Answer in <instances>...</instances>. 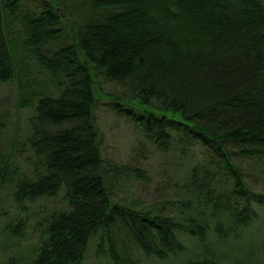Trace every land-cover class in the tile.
Here are the masks:
<instances>
[{
	"label": "trees",
	"instance_id": "1",
	"mask_svg": "<svg viewBox=\"0 0 264 264\" xmlns=\"http://www.w3.org/2000/svg\"><path fill=\"white\" fill-rule=\"evenodd\" d=\"M10 81L17 107L35 114L23 141L18 120L11 134L0 120V189L9 184L26 215L3 212L4 248L19 247L41 218L43 207L31 210L39 200L62 191L65 206L36 221V244L1 264H84L93 244L112 264H130L125 238L160 261L188 253L183 234L205 253L215 238L254 242L264 207V0H0V82ZM103 100L173 154L164 164L173 198L119 197L146 171L103 156ZM237 252L233 264H255L256 248Z\"/></svg>",
	"mask_w": 264,
	"mask_h": 264
},
{
	"label": "rangeland",
	"instance_id": "2",
	"mask_svg": "<svg viewBox=\"0 0 264 264\" xmlns=\"http://www.w3.org/2000/svg\"><path fill=\"white\" fill-rule=\"evenodd\" d=\"M30 6L31 5H28L25 2L22 9L26 11ZM18 27H21V25L16 23V26L14 27L15 30H18L16 29ZM31 63L34 67L39 66V63L35 61V59H33ZM40 74H42L41 80L47 79V82L50 81L48 72L43 71ZM17 101V84L12 81L7 83L0 82V112L3 113L0 120L9 123L7 129L10 134L13 133L16 120H18L19 137L20 140L23 141L29 133V119L34 116L35 107L18 108ZM97 119L102 134L103 156L106 159H112V161L118 162L119 164L130 165L146 171L145 178H136L134 175H131L129 180L130 183L128 182L124 184L119 192V197L125 201L137 200L142 205L154 206H160V203L168 201L170 196L173 198L176 189L174 188V190L169 186H164L167 184L169 175L172 174V168L165 167L164 164L174 161L173 154L159 150L156 145L146 139L139 129L135 128V125L130 120L124 115L116 113L113 106L109 105L105 100L101 101L100 106L97 109ZM0 147L5 148V143L1 144ZM24 149L26 152L19 155V162L22 169L27 170V168H29L27 158L31 152H27L29 150L27 144L24 145ZM256 184L258 190L264 189L263 182H258L257 180ZM63 195V192L60 191L56 196L43 198L39 200L37 204L32 205L31 210L34 211L35 209H38L39 206L43 207L41 218L36 214V216L29 221V223H32V226L25 229L24 233L26 235L20 237L21 242L19 243V247L11 245L12 247L8 250L4 248L5 240L6 238L8 239L9 235L3 230L4 219H6L3 212H6L7 215L14 220L21 216L25 217L26 215L24 212L20 211V208L17 209L18 204L12 199L11 186L9 184H4L0 189V264L4 263L11 253H17L21 250L24 251L28 246L37 243L40 234L38 231L33 230V226H35L37 220H41L43 216L46 215L47 211L65 206ZM258 211L261 214L258 219V224H261L258 225V227L260 226L261 228L254 232L256 234L255 240L250 246L246 245L244 240L242 243L238 244L215 238L212 240L213 242L211 241L212 243L205 248L207 251L206 254L204 251L198 252L199 248L197 243H195L192 238L183 234L182 240L185 245L187 244L189 249L188 253L177 259L171 258V261H160L154 257L146 255V253L125 238L126 244L129 246L128 259L131 261L130 264H199L198 259L211 257L214 264H233L234 259L238 256V249L252 251L253 248H256L257 260L255 264H264V249H258L259 242L264 239V222L262 223L261 220V218L264 220V207H258ZM17 240L18 239L14 240L15 244H18ZM236 242H238V240ZM234 247H237L238 249L233 250ZM121 253L123 254V250H121ZM203 253L206 255L204 256ZM240 253L241 254H239L238 257L243 256V252ZM125 255L126 254L124 253L123 258H125ZM84 264H112V262L107 256V253L103 252L98 254L95 249V244H93L90 247Z\"/></svg>",
	"mask_w": 264,
	"mask_h": 264
}]
</instances>
